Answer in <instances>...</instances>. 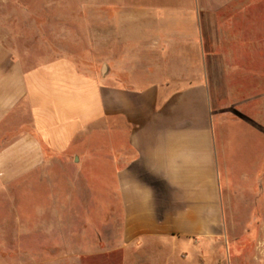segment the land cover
<instances>
[{
    "label": "crops",
    "instance_id": "obj_1",
    "mask_svg": "<svg viewBox=\"0 0 264 264\" xmlns=\"http://www.w3.org/2000/svg\"><path fill=\"white\" fill-rule=\"evenodd\" d=\"M86 1L82 36L73 39L79 56L57 45L64 29L37 21L32 31L11 32V41L0 36V190L94 167L89 180L97 190L79 175L67 193L52 189L67 195L51 202L54 218L74 219L76 204L89 225L90 211L106 208L100 195L113 191L120 229L113 246L93 237L68 258L114 251L134 264H167L177 248L190 246L201 261L227 233V215L232 234L240 221H255L264 196V95L257 113L245 108L243 120L228 125L253 135L242 141L252 144L248 162L232 165L228 146L241 141L221 137L224 125H217L203 76L202 1L159 12L143 0ZM232 171L253 180L238 209L248 218L235 213L231 193L221 187ZM259 252L264 258V238Z\"/></svg>",
    "mask_w": 264,
    "mask_h": 264
},
{
    "label": "rangeland",
    "instance_id": "obj_2",
    "mask_svg": "<svg viewBox=\"0 0 264 264\" xmlns=\"http://www.w3.org/2000/svg\"><path fill=\"white\" fill-rule=\"evenodd\" d=\"M143 1L156 12L181 10L185 6V0ZM200 1L203 8V76L208 79L212 106L222 121L217 125H224L221 137L241 141L228 146L232 152L231 164H246L252 144L245 145L242 141L253 135L243 127L238 129L228 125L242 121L245 108L257 113L260 93L264 95V0ZM123 2L130 6L134 0ZM88 5L86 0H0V36L11 41V32L32 31L37 23L44 29H64V37L59 38L57 45L79 56L83 51L78 45L74 46L73 39L82 36L81 22ZM46 35L50 38V34ZM95 170L90 167V171L84 169L81 174L62 170L54 179L21 180L0 190V264H71L73 259L75 264H134V258L121 259L114 251L96 258H68L73 252L81 254L79 248L93 237L106 240L108 248L117 239L122 211L113 191L100 195L106 208L92 209L89 225L83 226L76 204L71 209L77 214L74 219L66 217L63 222H57L54 218L51 202L67 201V195L54 193L52 189L55 187L67 193L75 178L80 176L86 180L90 191L97 190L98 185L93 179L89 180ZM252 181L237 177V172L233 171L229 177L222 178L221 187L231 193L235 213L238 212L241 219L249 216V211L243 215L238 209L240 199ZM107 183L113 190L111 177L107 178ZM77 200V194L72 193L71 201ZM94 200L98 201V198ZM263 207L261 193L255 221L246 225L240 221L234 227L235 234L227 225L230 220L227 215L228 220H224L227 233L217 240V250L210 256L202 257L200 261L193 257L190 246L179 247L171 253L167 264H264L259 252L260 241L264 238L260 216ZM72 234V241L68 243V236ZM57 237L58 241L55 240ZM69 245L73 251L66 249ZM183 255L186 257L182 258Z\"/></svg>",
    "mask_w": 264,
    "mask_h": 264
}]
</instances>
